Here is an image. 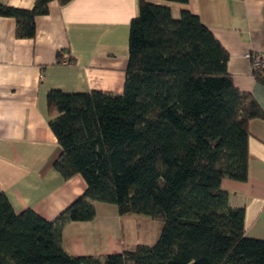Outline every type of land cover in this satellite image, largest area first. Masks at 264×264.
Segmentation results:
<instances>
[{"label":"trees","instance_id":"16d2710c","mask_svg":"<svg viewBox=\"0 0 264 264\" xmlns=\"http://www.w3.org/2000/svg\"><path fill=\"white\" fill-rule=\"evenodd\" d=\"M55 1L73 0H36L32 10L0 4V17L15 19L16 37L31 40ZM228 62L197 16L185 10L174 19L168 7L140 0L123 93L47 95L62 148L55 169L81 176L86 192L53 222L32 210L17 215L0 194V264H264V241L246 237L245 211L222 189L224 179L248 180L249 123L264 120ZM98 203L161 222L157 242L101 259L70 256L64 227L93 221Z\"/></svg>","mask_w":264,"mask_h":264},{"label":"crops","instance_id":"0c3cea01","mask_svg":"<svg viewBox=\"0 0 264 264\" xmlns=\"http://www.w3.org/2000/svg\"><path fill=\"white\" fill-rule=\"evenodd\" d=\"M168 7L174 19L183 11L197 16L229 54L227 69L235 87L251 94L264 111V83L252 71L248 54L264 55V0H148ZM36 0H0L32 10ZM140 0H73L49 5L36 19L34 39L16 37V21L0 17V194L17 215L34 211L53 222L83 196L79 175L65 179L55 169L62 148L50 128L47 95L93 91L121 95L129 63L130 26ZM60 59V60H59ZM249 178L224 179L230 206L245 211L246 237L264 241V120L249 123ZM90 222H70L63 248L76 258L121 255L138 245L153 246L162 223L150 217L120 215L117 206L95 205ZM160 223V224H159Z\"/></svg>","mask_w":264,"mask_h":264},{"label":"built area","instance_id":"2783aa9c","mask_svg":"<svg viewBox=\"0 0 264 264\" xmlns=\"http://www.w3.org/2000/svg\"><path fill=\"white\" fill-rule=\"evenodd\" d=\"M247 58L252 62V71L255 76L260 75L264 80V55L257 53L248 54Z\"/></svg>","mask_w":264,"mask_h":264},{"label":"rangeland","instance_id":"374dc122","mask_svg":"<svg viewBox=\"0 0 264 264\" xmlns=\"http://www.w3.org/2000/svg\"><path fill=\"white\" fill-rule=\"evenodd\" d=\"M160 224V223H159Z\"/></svg>","mask_w":264,"mask_h":264}]
</instances>
